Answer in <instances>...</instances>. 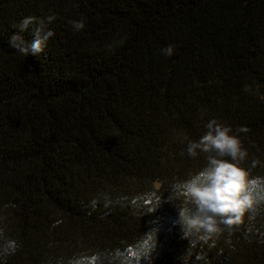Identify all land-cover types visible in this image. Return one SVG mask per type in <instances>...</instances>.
Segmentation results:
<instances>
[{
  "label": "trees",
  "instance_id": "1",
  "mask_svg": "<svg viewBox=\"0 0 264 264\" xmlns=\"http://www.w3.org/2000/svg\"><path fill=\"white\" fill-rule=\"evenodd\" d=\"M26 16L53 32L36 56L9 45ZM210 119L259 191L264 0H0V264H264V201L183 236L173 185L205 166L184 150Z\"/></svg>",
  "mask_w": 264,
  "mask_h": 264
},
{
  "label": "clouds",
  "instance_id": "2",
  "mask_svg": "<svg viewBox=\"0 0 264 264\" xmlns=\"http://www.w3.org/2000/svg\"><path fill=\"white\" fill-rule=\"evenodd\" d=\"M53 17H46L50 22ZM35 23L32 31L33 39L25 41L20 33L25 32ZM75 31L84 27L83 20L71 21ZM17 32L9 38V45L24 55L41 53L53 35L45 22L32 16L22 17L17 24ZM162 54L171 56L173 46L161 48ZM206 131L197 139L189 140L185 147L188 157L195 158L201 153L206 160L205 166L189 178L173 185L177 195L183 197L188 207L179 209V222L183 228V236L195 246L197 240L207 242L210 237L218 235L223 229L220 225L230 226L239 222L246 211L254 209V205L264 201V187L255 191L259 180L250 179L241 162L246 157V150L241 146L239 138L232 134L229 126L210 119L204 125ZM243 127L239 131H245ZM227 157V159H225ZM256 162L253 161V165ZM230 230V229H229ZM14 250V241L6 242ZM185 253L180 260L189 264ZM197 254L193 264L201 260Z\"/></svg>",
  "mask_w": 264,
  "mask_h": 264
}]
</instances>
